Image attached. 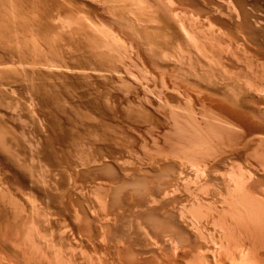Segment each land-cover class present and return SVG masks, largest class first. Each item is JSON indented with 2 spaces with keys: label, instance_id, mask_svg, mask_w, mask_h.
Listing matches in <instances>:
<instances>
[{
  "label": "rangeland",
  "instance_id": "1",
  "mask_svg": "<svg viewBox=\"0 0 264 264\" xmlns=\"http://www.w3.org/2000/svg\"><path fill=\"white\" fill-rule=\"evenodd\" d=\"M0 29V264H264V0H0Z\"/></svg>",
  "mask_w": 264,
  "mask_h": 264
},
{
  "label": "bare ground",
  "instance_id": "2",
  "mask_svg": "<svg viewBox=\"0 0 264 264\" xmlns=\"http://www.w3.org/2000/svg\"><path fill=\"white\" fill-rule=\"evenodd\" d=\"M130 7H131V6H130ZM233 8H234V7H233ZM234 9H235V8H234ZM242 9H243V8H242ZM141 10H143V9H141ZM240 10H241V9H240ZM240 10H239V11H240ZM146 11H147V10H146ZM234 12H235V11H234ZM236 12H237V11H236ZM129 13H131V12H129ZM149 13L151 14L150 11H149L148 13H146V14H149ZM132 14H133V12H132ZM134 14H135V13H134ZM134 14H133V15H134ZM170 14H171V13H170ZM240 14H241V13H240ZM143 15H144V14H143ZM249 15H250V14H249ZM131 16H132V15H131ZM132 17H134V16H132ZM152 17H153V16H152ZM152 17H151V18H152ZM154 17H155V16H154ZM238 17H239V16H238ZM171 18H172V17H171ZM134 19H135V18H134ZM152 19H153V18H152ZM175 20H176V19H175ZM2 21H3V20H2ZM172 21H173V20H172ZM178 22H180V21H178ZM178 22L176 23L177 26H178V24H179V26L181 27L180 23H178ZM3 24H4V21H3ZM9 26H11V25H9ZM249 26H250V25H249ZM255 26H256V24H255ZM4 27H5V26H4ZM12 27H13V25H12ZM8 28H9V27H8ZM177 28H178V27H177ZM244 28H245V27H244ZM180 29H181V28H180ZM0 30H1V29H0ZM13 30H14V29H13ZM38 30H40V29H38ZM2 31H3V30H2ZM2 31H1V32H2ZM4 31H6V28H5ZM184 31H185V30H184ZM180 32H181V30H180ZM6 33L8 34L9 31L7 30ZM6 33H5V34H6ZM1 34H2V33H1ZM7 34H6V37H7ZM184 34H185V32H184ZM38 36H39V35H38ZM186 36H187V35H186ZM2 37H3V36H2ZM6 37H5V39H6ZM9 37H10V36H9ZM143 37H144V36H143ZM152 37H153V36H152ZM2 39H3V38H2ZM9 39H10V38H9ZM155 39H156V38H155ZM158 39H159V38H158ZM250 39H251V38H250ZM3 40H4V39H3ZM149 40H150V39H149ZM6 41H7V40H5V42H6ZM11 41H12V40H11ZM147 41H148V40H147ZM147 41H146V42H147ZM188 41H190V40H188ZM148 42H149V41H148ZM150 42H151V40H150ZM150 42H149V43H150ZM190 43H191V42H190ZM193 44H195V43H193ZM190 45H192V44H190ZM194 46H196V45H194ZM249 46H250V45H249ZM190 47H191V46H190ZM197 47H198V46H197ZM200 47H201V46H200ZM203 47H204V46H203ZM195 48H196V47H195ZM230 49H231V48H230ZM198 50L200 51V49H198ZM203 50H204V49H203ZM206 50H207V49H206ZM200 52H201V51H200ZM248 52H249V51H248ZM248 52H247V53H248ZM8 54H9V53H8ZM196 54H197V53H196ZM199 54H200V53H199ZM201 54H202V53H201ZM205 54H206V53H205ZM194 55H195V54H194ZM251 55H252V54H251ZM253 55H254V53H253ZM203 56H204V55H203ZM207 58H208V57H207ZM218 59H219V58H218ZM220 59H221V58H220ZM251 60H253V59H251ZM217 61H218V60H217ZM216 63H217V62H216ZM226 63H227V62H226ZM218 65H220V64H218ZM218 65H217V67L220 68L221 66L219 67ZM221 65H222V64H221ZM214 67H215V66H214ZM214 67H213V68H214ZM222 67H223V66H222ZM223 68H224V67H223ZM225 68H226V67H225ZM216 69H217V68H216ZM221 69H222V68H221ZM240 69H241V68H240ZM214 70H215V69H214ZM221 71H223V70H221ZM237 71H239V69H238ZM234 72H235V71H234ZM226 73H227V71H226ZM214 74H215V73H214ZM221 74H222V72H221ZM224 74H225V71H224ZM232 74H233V72H232ZM225 75H226V74H225ZM229 75H231V74H229ZM236 75H237V74H236ZM238 75H239V74H238ZM211 78H212V77H211ZM211 78H210V79H211ZM231 78H232V77H231ZM211 81H212V80H211ZM199 83H200V82H199ZM209 84H210V83H209ZM209 88H210V87H209ZM252 88H253V87H252ZM254 88H255V87H254ZM254 88H253V89H254ZM256 90H257V89H256ZM251 91H252V90H251ZM262 91H263V90H262ZM262 91L260 90L259 93L262 92ZM257 92H258V91H257ZM228 93H229V92H228ZM246 93H247V92H246ZM263 93H264V92H263ZM230 95H231V94H230ZM258 95H259V94H258ZM263 95H264V94H263ZM247 97H248V96H247ZM261 97H262V96H261ZM261 99H262V98H261ZM228 100H229V99H228ZM236 102H237V101H236ZM243 105H244V104H243ZM183 110H184V109H183ZM192 113H193V112H191V114H192ZM259 113H260V112H259ZM192 115H193V114H192ZM217 122H218V121H217ZM224 122H225V121H224ZM224 125H225V124H224ZM2 134H3V133H2ZM0 141H1V138H0ZM0 145H1V144H0ZM2 145H3V142H2ZM1 147H2V146H1ZM46 157H47V156H46ZM261 160H262V159H261ZM46 166H47V165H46ZM263 169H264V167H263ZM263 169H262V170H263ZM111 182H112V181H111ZM245 188H246V187H245ZM262 188H263V187H262ZM235 189H236V188H235ZM242 189H243V188H242ZM248 189H249V188H248ZM230 190H231V189H230ZM232 190H233V189H232ZM262 190H263V189H262ZM241 191H242V190H241ZM244 191H245V190H244ZM107 192H108V191H107ZM233 192H234V191H233ZM259 192H260V191H259ZM228 193H229V191H228ZM241 193H243V192H241ZM241 193H240V194H241ZM250 194H251V193H250ZM263 194H264V190H263ZM220 195H221V194H220ZM106 196H107V195H106ZM240 197H241V196H240ZM249 197H251V196H249ZM252 197H253V196H252ZM232 198H233V197H232ZM243 198H244V197H243ZM247 198H248V196H247ZM256 198H257V197H256ZM106 199H107V198H106ZM252 199H253V198H252ZM252 199H250V200H252ZM261 199H262V198H261ZM103 200H104V199H103ZM233 200H234V199H233ZM243 200H244V199H243ZM245 200H246V199H245ZM247 200H248V199H247ZM258 200H260V199H258ZM263 201H264V200H263ZM101 202H102V201H101ZM223 202H224V201H223ZM236 202H237V201H236ZM238 202H239V200H238ZM240 202H241V201H240ZM99 203H100V202H99ZM230 203H231V202H230ZM241 203H242V202H241ZM254 203H255V202H254ZM100 204H101V203H100ZM103 204H104V203H103ZM244 204H245V203H244ZM259 204H260V201H259ZM106 205H107V204H106ZM169 205H170V204H169ZM224 205H225V204H224ZM231 205H232V204H231ZM240 205H241V204H240ZM246 205H248V204H246ZM256 205H257V204H256ZM100 206H101V205H100ZM102 206H103V205H102ZM135 206H136V204H135ZM152 206H153V205H152ZM238 206H239V205H238ZM241 206H242V205H241ZM106 207H107V206H106ZM106 207H105V208H106ZM228 207H229V206H228ZM233 207H234V206H233ZM248 207H249V206H248ZM103 208H104V207H103ZM164 208H165V207H164ZM231 208H232V207H231ZM241 208H242V207H241ZM171 209H172V208H171ZM101 210H102V209H101ZM136 210H137V208H136ZM145 210H146V209H145ZM229 210H231V209H229ZM251 210H253V208H252ZM158 211H159V210H158ZM238 211H239V210H238ZM223 212H224V210H223ZM226 212H228V211H226ZM231 212H232V211H231ZM239 212H240V211H239ZM121 213H122V212H121ZM242 213H243V212H242ZM244 213H245V212H244ZM159 214H160V213H159ZM233 214H235V213H233ZM223 215H224V214H223ZM225 215H226V214H225ZM248 215H249V212H248ZM153 216H154V215H153ZM226 216H227V215H226ZM229 216H230V215H229ZM159 217H160V216H159ZM168 217H169V216H168ZM181 217H182V216H181ZM220 217H221V216H220ZM231 217H233V216H231ZM238 217H239V216H238ZM243 217H244V215H243ZM97 218H98V217H97ZM183 218H184V217H183ZM218 219H219V218H218ZM236 219H238V218H236ZM239 219H240V218H239ZM239 219H238V221H239ZM95 220H96V219H95ZM104 220H105V219H104ZM132 220H133V219H132ZM178 220H179V219H178ZM181 220H182V219H181ZM185 220H187V219H185ZM229 220H230V219H229ZM248 220H250V218H249ZM261 220H262V219H261ZM130 221H131V220H130ZM130 221H129V222H130ZM220 221H221V220H220ZM240 221H241V219H240ZM242 221H245V219L242 220ZM262 221H263V220H262ZM189 222H190V221H189ZM222 222H223V221H222ZM251 222L254 224L253 221H251ZM263 222H264V221H263ZM94 223H95V222H94ZM96 223H97V222H96ZM114 223H115V222H114ZM190 223H191V222H190ZM229 223H230V222H229ZM238 223H239V222H238ZM246 223H247V225H248V222H246ZM246 223H245V224H246ZM255 223H256V222H255ZM142 224H143V223H142ZM220 224H221V223H220ZM223 225H224V223H223ZM228 225H229V224H228ZM237 225H238V224H237ZM229 226H231V225H229ZM251 226H252V225H251ZM255 226H256V225H255ZM140 227H141V226H140ZM195 227H196V225H195ZM195 227H194V228H195ZM232 227H233V226H232ZM247 227H248V226H247ZM247 227H246V228H247ZM191 228H192V227H191ZM248 228H249V227H248ZM100 229H101V228H100ZM183 229H184V228H183ZM192 229H193V228H192ZM231 229H232V228H231ZM251 229H252V228H251ZM140 230H141V229H140ZM199 230H200V229H199ZM240 230H242V229H240ZM137 231H138V230H137ZM145 231H146V230H145ZM182 231H183V230H182ZM222 231H223V230H222ZM234 231H235V230H234ZM249 231H250V230H249ZM251 231H252V230H251ZM102 232H103V231H102ZM134 232H135V231H134ZM196 232H198V230H197ZM126 233H127V232H126ZM128 233H129V232H128ZM139 233H140V232H139ZM225 233H226V232H225ZM234 234H235V233H234ZM252 234H253V233H252ZM138 235H139V234H138ZM142 235H143V234H142ZM196 235H197V234H196ZM222 235H223V234H222ZM235 235H236V234H235ZM250 235H251V234H250ZM147 236H148V235H147ZM224 236H225V235H224ZM236 236H237V235H236ZM244 236H245V235H244ZM251 236H252V235H251ZM100 237H101V235H100ZM107 237H108V236H107ZM118 237H119V236H118ZM143 237H144V236H143ZM195 237H196V236H195ZM240 237H241V236H240ZM246 237H247V236H246ZM88 238H89V237H88ZM111 238H112V237H111ZM134 238H135V237H134ZM148 238H149V237H148ZM165 238H166V237H165ZM223 238H224V237H223ZM225 238H226V237H225ZM225 238H224V239H225ZM230 238H231V236H230ZM232 238L234 239V237H232ZM254 238H255V237H254ZM102 239H103V237H102ZM102 239H101V241H103ZM104 239H105V238H104ZM121 239H122V238H121ZM221 239H222V238H221ZM238 239H240V238H238ZM124 240H126V239H124ZM128 240H129V239H128ZM166 240H167V239H166ZM168 240H169V239H168ZM226 240H227V239H226ZM226 240H225V241H226ZM229 240H230V239H229ZM234 240H237V239H234ZM241 240H242V239H241ZM243 240H245V239H243ZM146 241H147V240H146ZM152 241H153V240H152ZM222 241H223V240H222ZM239 241H240V240H239ZM253 241H254V239H253ZM153 242H154V241H153ZM194 242H195V241H194ZM196 242H197V241H196ZM203 242H204V241H203ZM220 242H221V241H220ZM233 242H234V241H233ZM150 243H151V242H150ZM165 243H166V241H165ZM169 243H170V242H169ZM200 243H201V241H200ZM228 243L230 244V242H228ZM248 243H249V242H248ZM252 243H254V242H252ZM154 244H156V243H154ZM218 244H219V243H218ZM223 244H224V243H223ZM236 244H237V243H236ZM238 244H239V243H238ZM242 244H243V243H242ZM246 244H247V243H246ZM214 245H216V244H214ZM232 245H233V244H232ZM232 245H231V246H232ZM240 245H241V244H240ZM243 245H244V244H243ZM123 246H124V244H123ZM147 246H148V245H147ZM150 246H151V245H150ZM218 246H219V245H218ZM235 246H236V245H235ZM245 246H246V245H245ZM248 246H249V245H248ZM133 247H134V246H133ZM151 247H152V246H151ZM158 247L161 248L160 246H158ZM175 247H176V246H175ZM216 247H217V246H216ZM229 247H230V245H229ZM236 247H237V246H236ZM104 248H105V247H104ZM176 248H177V247H176ZM196 248H197V247H196ZM242 248H243V247H242ZM253 248H254V247H253ZM253 248H252V249H253ZM115 249H116V248H115ZM185 249H186V248H185ZM216 249H217V248H216ZM224 249H226V248H224ZM227 249H228V248H227ZM243 249H244V248H243ZM243 249H242V250H243ZM179 250H180V249H179ZM200 250H201V249H200ZM208 250H209V249H208ZM208 250H207V251H208ZM217 250H218V249H217ZM232 250H233V249H232ZM236 250H238V249L236 248ZM253 250H254V249H253ZM91 251H92V250H91ZM176 251H178V250H176ZM214 251H215V250H213V252H214ZM218 251H219V250H218ZM224 251H225V250H224ZM254 251H255V250H254ZM158 252H159V251H158ZM185 252H186V251H185ZM201 252H203V251H201ZM237 252H238V251H237ZM243 252H244V251H243ZM130 253H131V252H130ZM132 253H134V255L136 256V258H137L138 255H139V257H141V256H140L141 254L136 253V254H138V255H136L135 252H132ZM132 253H131V254H132ZM199 253H200V252H199ZM199 253H198V254H199ZM203 253H205V251H204ZM210 253H211V252H210ZM215 253H217V252H215ZM223 253H225V252H223ZM229 253H230V252H229ZM235 253H236V252H235ZM239 253H240V251H239ZM249 253H250V252H249ZM258 253H259V252H258ZM93 254H94V253H93ZM131 254H130V255H131ZM207 254H209V253L207 252ZM217 254H218V253H217ZM241 254H242V253H241ZM244 254H245V253H244ZM95 255H96V254H95ZM124 255H125V254H124ZM142 255H143V254H142ZM205 255H206V254H205ZM212 255H213V254H212ZM212 255H211V256H212ZM228 255H229V254H228ZM245 255H246V254H245ZM247 255H248V254H247ZM255 255H256V254H255ZM84 256H85V255H84ZM98 256H99V255H98ZM128 256H129V255H128ZM132 256H133V255H132ZM201 256H202V255H201ZM203 256H204V255H203ZM214 256H215V255H214ZM223 256H224V255H223ZM226 256H227V255H226ZM239 256H240V255H239ZM241 256H242V255H241ZM257 256H258V255H257ZM262 256H263V255H262ZM81 257H82V256H81ZM89 257H90V256H89ZM162 257H163V256H162ZM198 257H199V256H198ZM227 257H228V256H227ZM234 257H235V256H234ZM237 257H238V256H237ZM243 257H244V255H243ZM247 257H248V256H246V258H247ZM254 257H255V256H254ZM254 257H252V258H254ZM90 258H91V257H90ZM133 258H134V257H133ZM205 258H206V257H205ZM205 258H203V259H205ZM207 258H208V257H207ZM209 258H210V257H209ZM212 258H213V257H212ZM229 258H230V256H229ZM250 258H251V257H250ZM256 258H257V257H256ZM88 259H89V258H88ZM108 259H109V258H108ZM122 259H124V258H122ZM130 259H131V258H130ZM184 259H185V258H184ZM193 259L195 260V257H194ZM217 259H218V258H217ZM220 259H221V258H220ZM224 259H226V258H224ZM227 259H228V258H227ZM227 259H226V261H227ZM231 259H232V258H230V260H231ZM254 259H255V258H254ZM52 260H53V259H52ZM139 260H140V258H138V260L134 261V264L137 263V261H139ZM144 260H146V259H144ZM207 260H208V259H207ZM232 260H233V259H232ZM241 260H242V258H241ZM249 260H252V259H249ZM249 260H248V261H249ZM87 261H88V260H87ZM100 261H101V260H100ZM117 261H118V260H117ZM190 261H191V260H190ZM209 261H210V260H209ZM214 261H215V258H214ZM218 261H219V260H218ZM239 261H240V260H238V262H239ZM243 261L245 262V259H244V258H243ZM246 261H247V260H246ZM252 261H253V260H252ZM255 261H256V260H255ZM47 262H48V261H47ZM49 262H50V261H49ZM67 262H68V261H67ZM67 262H66V263H67ZM81 262H82V260H81ZM96 262H97V261H96ZM131 262H132V260H131ZM185 262H186V261H185ZM192 262H193V261H192ZM196 262H197V261H196ZM227 262H228V261H227ZM235 262H236V261H235ZM240 262L242 263V261H240ZM240 262H239V263H240ZM249 262H251V261H249ZM249 262H247V263L249 264ZM253 262H254V261H253ZM258 262H259V261H258ZM62 263H63V262H62ZM64 263H65V262H64ZM141 263H142V262H141ZM190 263H191V262H190ZM199 263H200V262H199ZM201 263H202V262H201ZM203 263H204V262H203ZM210 263H211V262H210ZM210 263H209V264H210ZM224 263H225V262H224ZM236 263H237V262H236ZM261 263H262V262H261ZM53 264H55V263H53ZM60 264H61V263H60ZM119 264H120V263H119ZM132 264H133V263H132ZM166 264H167V263H166ZM180 264H181V263H180ZM212 264H213V263H212ZM222 264H223V263H222ZM226 264H227V263H226ZM228 264H229V263H228ZM232 264H233V263H232ZM245 264H246V263H245ZM251 264H252V262H251ZM254 264H256V263H254Z\"/></svg>",
  "mask_w": 264,
  "mask_h": 264
}]
</instances>
